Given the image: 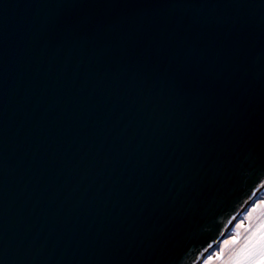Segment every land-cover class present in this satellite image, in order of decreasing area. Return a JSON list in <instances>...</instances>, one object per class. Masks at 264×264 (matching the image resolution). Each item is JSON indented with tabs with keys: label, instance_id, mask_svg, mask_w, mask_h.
<instances>
[{
	"label": "water",
	"instance_id": "95a60500",
	"mask_svg": "<svg viewBox=\"0 0 264 264\" xmlns=\"http://www.w3.org/2000/svg\"><path fill=\"white\" fill-rule=\"evenodd\" d=\"M261 184L264 0H0V264H200Z\"/></svg>",
	"mask_w": 264,
	"mask_h": 264
},
{
	"label": "snow or ice",
	"instance_id": "6c2138e0",
	"mask_svg": "<svg viewBox=\"0 0 264 264\" xmlns=\"http://www.w3.org/2000/svg\"><path fill=\"white\" fill-rule=\"evenodd\" d=\"M203 264H264V199L253 204L244 219L235 224L232 234Z\"/></svg>",
	"mask_w": 264,
	"mask_h": 264
},
{
	"label": "rangeland",
	"instance_id": "374dc122",
	"mask_svg": "<svg viewBox=\"0 0 264 264\" xmlns=\"http://www.w3.org/2000/svg\"><path fill=\"white\" fill-rule=\"evenodd\" d=\"M262 199H264V189L262 190V192L258 195V196H256L252 201H251V203L250 204H248V206L244 209V211L242 212V214H241V216L239 217V218H237V220H236V222L235 223H233V227H232V230H228V232H225L224 234H223V237L217 242V244H216V246H215V248H214V252L216 251V250H218V248H219V245L221 244V242L224 240V239H226L228 236H230L231 234H232V231L234 230V228H235V224L236 223H238L240 220H242V219H244V217L247 215V212L251 209V207L253 206V204L254 203H256V202H258L259 200H262ZM212 253H210L209 255H211ZM206 258V257H205ZM204 258V259H205ZM203 259V260H204ZM203 260L200 262V264H203Z\"/></svg>",
	"mask_w": 264,
	"mask_h": 264
},
{
	"label": "bare ground",
	"instance_id": "6f19581e",
	"mask_svg": "<svg viewBox=\"0 0 264 264\" xmlns=\"http://www.w3.org/2000/svg\"><path fill=\"white\" fill-rule=\"evenodd\" d=\"M242 214V213H241ZM241 214L237 217V218H239L240 216H241ZM236 218V219H237ZM236 221V220H235ZM234 223V222H233ZM233 223L230 225V227L228 228V230L230 231V230H232V227H233ZM228 230L226 231V232H228ZM211 253H213L214 252V249L213 250H211L210 251Z\"/></svg>",
	"mask_w": 264,
	"mask_h": 264
}]
</instances>
